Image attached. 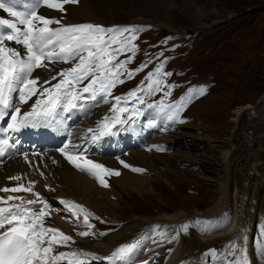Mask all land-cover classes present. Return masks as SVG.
Masks as SVG:
<instances>
[{
	"label": "rangeland",
	"instance_id": "1",
	"mask_svg": "<svg viewBox=\"0 0 264 264\" xmlns=\"http://www.w3.org/2000/svg\"><path fill=\"white\" fill-rule=\"evenodd\" d=\"M154 5L168 6V1L155 0ZM196 6L200 11L195 10ZM169 11L176 32L146 22L149 29L133 41L136 51H126L117 56L120 61L130 57L131 62L126 63L129 68L121 76L123 83L115 86L114 95L131 90L130 87L139 83L141 76L154 65L156 69L163 65L159 76V94L177 101L178 106L180 101L185 103L184 117L180 118L179 123L185 125L173 134L180 136L182 133L185 138L180 137L174 146L166 142L173 150L160 153L159 156L164 160L167 155H173L176 159L166 161L165 168L163 162L157 161L159 170L169 183L162 179L150 180L156 195H140L127 190L131 198L126 203H119L116 196H111L110 201H117L120 206H127L131 210L139 207L150 217L180 209L187 215H193L194 210L205 213L214 208L219 197L212 181L223 180L225 177L227 167L222 159L228 153V190L234 191L236 200L241 203V214L252 208L253 199L257 201L258 216L251 239L255 247L261 246L264 241V178L259 177L261 173H255L257 178L250 183L249 178L255 172L250 167L251 154H257L264 168V0H176V5ZM127 17L119 19L131 22ZM136 21L143 22L140 18ZM139 65H146L145 70L124 83L132 70L131 66ZM163 73L171 75L165 76ZM147 77L145 81L149 83ZM201 88L204 89L203 94H199ZM246 106L253 109L245 111L234 123L233 112ZM178 143L186 146L180 148ZM146 172V177L154 178L152 172ZM94 184L98 185V182ZM110 184L119 192L113 180ZM119 195L125 196L123 192H119ZM214 217H199L197 222L200 226L195 231L212 232ZM87 219L93 221L89 230L93 235L82 237L79 233L87 232L88 228L75 226L77 230L81 229L76 231V236L83 240L97 241L107 235L112 227L107 222H99L93 215ZM128 221L126 218L125 222ZM173 226L158 231L154 229L155 226L151 229L143 226L136 239L149 242L159 237L157 241L162 243L163 249L167 243H170L171 248L185 236L191 238L189 229L185 230L180 225ZM152 232V239L148 240L145 234ZM210 247H215L220 253L224 250L219 243ZM162 257V253L159 257L156 254L155 259Z\"/></svg>",
	"mask_w": 264,
	"mask_h": 264
},
{
	"label": "bare ground",
	"instance_id": "2",
	"mask_svg": "<svg viewBox=\"0 0 264 264\" xmlns=\"http://www.w3.org/2000/svg\"><path fill=\"white\" fill-rule=\"evenodd\" d=\"M154 1L155 0H79V3L65 5L67 11L64 13L47 9L44 6L37 12L38 14L45 15L47 18L49 16H56V19H61L63 24L75 25L78 23H93L102 27L122 22L119 18L128 16L127 18H129L131 22L140 18L143 22L153 23L176 32L177 28L171 20V13L169 11L172 6L176 5V0H167L168 6L163 7L154 5ZM125 8H127V10L123 11ZM195 10L200 11V8L196 6ZM6 44L24 53L25 57L27 56V51L22 45H15L13 42H6ZM71 66V64L63 63L52 64L49 65L51 71H49L48 68L36 69L33 76L39 75L42 80H47L52 74ZM146 75H144V78H146ZM153 80H155L154 77ZM56 82H58V80H53L52 84ZM36 98L37 97L34 96L24 104L17 102L15 103V107L18 106L22 111H26L30 108L31 104L35 102ZM106 108L107 107L104 105L101 106L96 113H93L90 117H85L79 123L78 131L82 137L93 135V131H90V129H96L95 125L100 122L101 118L105 115ZM252 109L253 108L249 106L238 108L233 112L232 121L236 123L245 111H250ZM184 125L185 124H174L170 129L163 130L158 138L147 142L144 147L129 149L127 154L122 157L129 165L125 170L120 168L117 165V161L111 156H103L97 159L96 161L107 163L108 166L118 169L120 173L119 176H103L108 184L107 187L101 186L95 177V179L90 177L87 171L77 169L65 158V156L59 155L53 151H47L34 156H26L25 158L14 157L3 162L0 165V188H13L21 185L27 187L30 182H34L33 191L39 193L40 199L48 206L47 210L49 215L45 218V225L55 227L65 235L71 237V240L66 246L55 247L53 255L60 252L77 253L79 255L71 259L83 260L85 264H88V262L108 264V262L114 260L109 261L108 258L111 257L112 253L117 248L125 244H132L136 241H140L139 238L136 239V236H138L141 227L147 226L151 229L155 226L156 228L154 229L158 231L162 228L163 230L166 229V226L180 225L184 227L185 230L189 229L191 238L185 236L183 239L178 240V243L176 245L174 244V247L171 246L172 249L170 248V243L164 245L162 249V243L159 244L157 241L159 237L147 243L140 241V244L145 246V252L148 249H153L149 254L139 253L138 257H140V261L145 260L148 256L156 252H161L163 257L158 260L155 259L153 264H236L237 261H239L240 264H245V261L246 264H264V241L261 246L255 247L251 239L255 219L258 216V211L256 210L257 201L253 199L252 208L246 209V213L241 214L239 211L241 203L236 200L234 191L228 190V153H225L222 159L224 161V166L227 167L225 177L223 180L212 181L215 192L218 193L219 197L215 202L214 208L205 213L194 210L193 215H187L185 211L180 209L173 213L161 212L162 214L156 217H150L142 210L138 209L139 207L137 208L138 210H131L127 208V206H120L117 204V201H110L111 196H116L119 203H126V200L131 198L130 195L126 193L127 190L140 195L147 193L155 194L154 187L152 188L150 186V180L162 179L167 182V184L169 183L159 170L160 166H158L157 161L166 164V161L176 158L173 155H167L164 160L159 156L160 153L158 154L155 145H167L166 142H169L174 146L180 137H184L182 133L180 136H174V133L180 131V128ZM178 146H180V144ZM185 146L186 144L180 146V148H184ZM85 159L95 163L93 157ZM165 164L163 165L164 168ZM250 164L251 170L255 172H253L252 177L249 178V183L257 178L255 177V173H261L259 177L264 178V168L261 166L257 154H251ZM144 166L146 169L143 168ZM132 169H142L143 171L136 172ZM146 171L152 172L154 178L146 177ZM14 176H20L21 180L15 181L9 179V177ZM112 180L116 183L118 191L124 193V197H121L119 192L111 186L112 184H110V182H112ZM95 182H98V185L94 184ZM251 189L250 187V190ZM247 190L250 191L249 189ZM8 195L20 197L22 200H36L34 195L26 191L15 193L0 192V198H6ZM103 200L106 202L103 203ZM37 202L39 208L43 207V204L39 201ZM62 202H72L73 204L80 205L83 209L87 210L90 215L97 217L99 222L112 224V227L109 228V233L103 238L97 239V241L80 239L76 236V231H81V229L78 228L77 230L75 226L78 225L82 228L81 225L85 222V216L83 213L79 212V209H73L69 207L67 203ZM74 211L79 214L73 215ZM212 215L215 216L213 225L214 230L212 232H203V230L196 232L195 229L200 226L197 219L199 217H210ZM126 218L129 220L128 222H125ZM74 222L76 224H74ZM185 226H187L188 229L185 228ZM152 234L153 232L150 233V235ZM217 243L221 244L224 250L221 253L218 251L220 256L215 258V261L213 260L207 263L199 260L198 256L204 249L206 250V248ZM197 245L199 247L196 248ZM233 245H235V248H233ZM57 264H68V259H62L58 261Z\"/></svg>",
	"mask_w": 264,
	"mask_h": 264
},
{
	"label": "snow or ice",
	"instance_id": "3",
	"mask_svg": "<svg viewBox=\"0 0 264 264\" xmlns=\"http://www.w3.org/2000/svg\"><path fill=\"white\" fill-rule=\"evenodd\" d=\"M79 3V0H32L31 4L23 5L24 11L17 10V5L12 0H0V10L7 13L12 19L0 18V120L6 115V110L12 108L10 100L14 92L19 93L21 104L27 103L32 97H37L31 104L30 111L21 114V108L15 107L10 113L11 123L8 128L18 131L20 128L35 126L41 121L54 119L60 110L65 113L73 109L83 107L82 100L90 99L97 101L98 97L107 102V97L111 95V89L121 80V69L128 61H117L120 53L135 52L133 41L136 40V28H105L93 23H81L65 26L61 19L47 18L43 14H38L37 9L41 6L58 12H66L65 5ZM51 25H57L52 28ZM22 26V27H21ZM125 34H129L125 36ZM6 42H14L22 45L26 51V58H22V53L10 47ZM63 63L72 66L62 69L50 76L47 80H42L39 75L33 76L36 69L48 68L49 65ZM142 65L137 71H142ZM163 65L156 69L155 73H149L147 89H136L128 93L129 96H136L137 91H145L148 95L159 91L161 81L159 76ZM133 73L129 72L131 77ZM170 76L171 73H163ZM157 79L153 80V77ZM53 80H58L52 84ZM88 81L82 88L80 85ZM50 85V86H46ZM155 85V87L153 86ZM199 94H203L204 89H199ZM84 93L88 96L85 98ZM166 93L165 95H169ZM117 104L121 97H114ZM143 103L142 97H137ZM163 106V101L160 102ZM148 107H154L148 105ZM170 109H176L168 119L171 121L178 116V105H169ZM114 112H128L127 108L113 105ZM137 116L140 113L133 109ZM131 119V115L128 117ZM106 120L108 118H105ZM115 123L123 125L126 123L118 115L112 117ZM111 134V128L107 123H101L96 130L100 136L105 135V131ZM93 136V140L98 139ZM7 141H0V156L4 154L3 145ZM68 145L60 149L62 155L72 163L77 169L87 171L93 175L101 186L108 184L103 178L107 176H119V171L109 169L91 160H84L87 168L77 163L80 159L78 153H70ZM125 168L128 164L121 161ZM94 170V171H93ZM142 172V169H132ZM103 174V175H102ZM10 180L20 181V176L9 177ZM34 182H30L27 187L18 186L13 188H0V192L15 193L26 191L36 197V200L23 201L20 197L8 195L0 198V205H7L9 201L21 199L20 204L0 206V264H57L62 259H68V264H85L83 260L71 259L77 257V253L60 252L53 255L57 246H66L71 237L65 235L55 227L46 226L45 218L49 215L48 206L40 199V194L33 191ZM39 201L43 204L38 210H33L32 205ZM85 216L84 225L91 229L92 225L87 223L90 213L82 206L72 202H62ZM79 213L73 212V215ZM187 226H185L186 228ZM80 236L93 235L90 231L79 233ZM100 235H104L101 233ZM175 239V237H173ZM140 244L136 241L132 244H125L117 248L109 257V260L124 259L132 253ZM235 248V245H233ZM214 251V250H213ZM206 255H208L206 253ZM236 264H240L239 261ZM246 264V261H245Z\"/></svg>",
	"mask_w": 264,
	"mask_h": 264
},
{
	"label": "water",
	"instance_id": "4",
	"mask_svg": "<svg viewBox=\"0 0 264 264\" xmlns=\"http://www.w3.org/2000/svg\"><path fill=\"white\" fill-rule=\"evenodd\" d=\"M216 252H217V250L214 247H209V248H207L206 250H203L200 253V257H201L202 260L210 261V260H212L214 258ZM206 253L208 255H206Z\"/></svg>",
	"mask_w": 264,
	"mask_h": 264
}]
</instances>
